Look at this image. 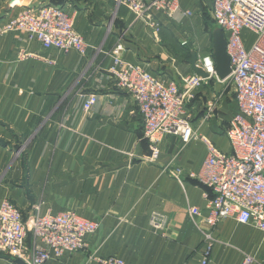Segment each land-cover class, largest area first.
<instances>
[{
  "label": "crops",
  "instance_id": "0c3cea01",
  "mask_svg": "<svg viewBox=\"0 0 264 264\" xmlns=\"http://www.w3.org/2000/svg\"><path fill=\"white\" fill-rule=\"evenodd\" d=\"M177 3L172 17L156 15L154 32L120 0H0V20L25 6L62 8L88 45L81 56L45 50L23 34L0 35V203L11 202L24 220L38 207L41 215L74 212L98 223L84 251L46 264H97L106 257L126 264H203V233L214 240L205 264H240L244 256L264 264L262 232L231 219L206 224L211 195L190 176L206 157L203 141L184 145L165 136L151 160L142 118L107 71L108 55L120 43L121 58L146 72L178 84L193 75L191 57L197 62L212 55V2ZM227 85L209 80L186 103L195 135L225 153L226 130L237 113L234 91L224 93ZM89 95L97 101L84 111ZM23 145L26 154L16 160ZM152 215L162 217V230L150 226ZM9 263L0 257V264Z\"/></svg>",
  "mask_w": 264,
  "mask_h": 264
},
{
  "label": "built area",
  "instance_id": "2783aa9c",
  "mask_svg": "<svg viewBox=\"0 0 264 264\" xmlns=\"http://www.w3.org/2000/svg\"><path fill=\"white\" fill-rule=\"evenodd\" d=\"M120 1L136 19H146L154 32L159 29L156 15L170 18L178 10L177 0ZM211 2L212 20L224 34L230 61V74L225 82L231 84L237 105V113L226 130L228 153L195 135L186 110V103L195 91L209 80L219 81L212 55L196 62L206 78L193 74L178 84L124 61L123 46L118 43L108 55L107 71L117 89L130 95L142 118L143 138L149 144L151 160L159 155V144L165 136L177 137L184 145L199 138L206 145L200 172L190 175L211 195L206 224L212 228L231 219L264 234V0ZM10 33L23 34L43 49L60 53L75 51L84 56L88 48L74 30L72 17L53 5L20 7L13 17L0 20V35ZM246 35L252 37V42ZM96 101L95 95H89L83 110L88 111ZM180 174L181 170L177 169L175 177ZM190 213L199 215L194 209ZM149 224L155 230H162L163 219L152 215ZM97 228L98 223L82 219L74 212L41 215L38 207L24 220L21 212L4 200L0 203V254L22 264H46L84 251L87 236ZM203 241L206 261L214 240L210 233H203ZM96 262L126 264L116 257L99 258ZM240 264H254V260L244 256Z\"/></svg>",
  "mask_w": 264,
  "mask_h": 264
},
{
  "label": "water",
  "instance_id": "95a60500",
  "mask_svg": "<svg viewBox=\"0 0 264 264\" xmlns=\"http://www.w3.org/2000/svg\"><path fill=\"white\" fill-rule=\"evenodd\" d=\"M212 58L214 61V72L219 81H225L230 74V61L226 53V41L221 29L212 32ZM189 65L194 74L206 78V74L196 65L195 56L191 57Z\"/></svg>",
  "mask_w": 264,
  "mask_h": 264
},
{
  "label": "rangeland",
  "instance_id": "374dc122",
  "mask_svg": "<svg viewBox=\"0 0 264 264\" xmlns=\"http://www.w3.org/2000/svg\"><path fill=\"white\" fill-rule=\"evenodd\" d=\"M246 39L249 41V42H252V37L250 36V35H246ZM228 83V85L227 86H224L225 87V95H228L229 97L230 96H232V92H233V90H232V86H231V84L229 83V82H227ZM200 89V88H199ZM198 89V90H199ZM228 93V94H227ZM213 95H215V93L213 92ZM224 94H223V96H225ZM215 97H217V98H220L221 99V97L220 96H216L215 95ZM223 98V97H222ZM224 99V98H223ZM218 101H219V99H218ZM0 141H1V137H0ZM25 148H26V145H23L22 146V148H20L18 151L16 150V152L14 153V158L16 159V160H18L19 158L21 159V161H22V159H23V157H24V155L26 154V150H25Z\"/></svg>",
  "mask_w": 264,
  "mask_h": 264
},
{
  "label": "trees",
  "instance_id": "16d2710c",
  "mask_svg": "<svg viewBox=\"0 0 264 264\" xmlns=\"http://www.w3.org/2000/svg\"><path fill=\"white\" fill-rule=\"evenodd\" d=\"M2 145H5L2 141H0ZM0 257L8 259L12 264H19L20 262L10 259L8 256L0 254ZM21 264V263H20Z\"/></svg>",
  "mask_w": 264,
  "mask_h": 264
}]
</instances>
